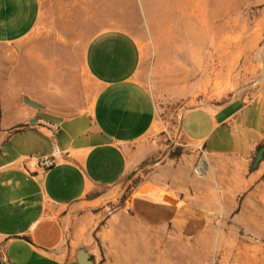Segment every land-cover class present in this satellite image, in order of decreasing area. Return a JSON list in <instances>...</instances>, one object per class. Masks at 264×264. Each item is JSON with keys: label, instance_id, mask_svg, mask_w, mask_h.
Segmentation results:
<instances>
[{"label": "crops", "instance_id": "0c3cea01", "mask_svg": "<svg viewBox=\"0 0 264 264\" xmlns=\"http://www.w3.org/2000/svg\"><path fill=\"white\" fill-rule=\"evenodd\" d=\"M41 18V0H0V264H78L76 252L85 249L92 222L106 201L122 194L129 148L156 122L134 36L120 28L99 30L80 48L78 62L60 55L58 39ZM179 132L193 157L232 158L249 167L264 145V99L190 108ZM55 148V164L38 167ZM173 178L180 181L176 173ZM156 192L132 195L129 210L140 223L194 225L176 190L163 204ZM118 216L106 227L113 229ZM113 260L153 264L121 255Z\"/></svg>", "mask_w": 264, "mask_h": 264}, {"label": "rangeland", "instance_id": "374dc122", "mask_svg": "<svg viewBox=\"0 0 264 264\" xmlns=\"http://www.w3.org/2000/svg\"><path fill=\"white\" fill-rule=\"evenodd\" d=\"M41 3L40 25L58 39L61 56L79 62L89 36L105 28L134 36L143 51L139 76L155 102L154 129L129 148L122 194L106 201L83 241L94 264H115L116 255L153 264H264V168L248 184L264 159L253 170L232 158L193 157L179 132L190 108L264 99V0ZM147 188L156 189L161 204L176 190L194 225L140 223L123 206ZM113 214L119 216L107 228Z\"/></svg>", "mask_w": 264, "mask_h": 264}, {"label": "water", "instance_id": "95a60500", "mask_svg": "<svg viewBox=\"0 0 264 264\" xmlns=\"http://www.w3.org/2000/svg\"><path fill=\"white\" fill-rule=\"evenodd\" d=\"M264 159V147H261L253 160L252 169H256L259 163ZM76 259L78 264H94V261L90 254L84 248H79L76 252Z\"/></svg>", "mask_w": 264, "mask_h": 264}, {"label": "built area", "instance_id": "2783aa9c", "mask_svg": "<svg viewBox=\"0 0 264 264\" xmlns=\"http://www.w3.org/2000/svg\"><path fill=\"white\" fill-rule=\"evenodd\" d=\"M57 155H59V149L55 148L52 157L38 159L36 165L38 167H44L46 169H49L55 164V159Z\"/></svg>", "mask_w": 264, "mask_h": 264}, {"label": "trees", "instance_id": "16d2710c", "mask_svg": "<svg viewBox=\"0 0 264 264\" xmlns=\"http://www.w3.org/2000/svg\"><path fill=\"white\" fill-rule=\"evenodd\" d=\"M262 146H264V145H259L258 148H257V151H258ZM257 151H256V153H257ZM256 153H255V154L253 155V157H252V161H251V164H250V169H252L251 167H252L253 160H254V158H255V156H256ZM123 208H124V209H129V206H128L127 204H125V205L123 206ZM92 259H93V258H92Z\"/></svg>", "mask_w": 264, "mask_h": 264}]
</instances>
